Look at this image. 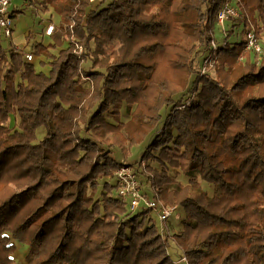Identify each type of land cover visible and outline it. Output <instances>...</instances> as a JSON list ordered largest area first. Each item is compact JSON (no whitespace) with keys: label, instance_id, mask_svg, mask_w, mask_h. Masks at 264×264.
<instances>
[{"label":"trees","instance_id":"obj_1","mask_svg":"<svg viewBox=\"0 0 264 264\" xmlns=\"http://www.w3.org/2000/svg\"><path fill=\"white\" fill-rule=\"evenodd\" d=\"M91 1L25 0L14 9L32 7L54 24L51 41L31 51L5 47L0 32V264H13L15 241L28 246L24 264H176L154 216L128 211L115 195L123 162L110 149L129 155L159 123L140 159L160 166L144 174L155 197L183 209L173 239L187 264H264V62L254 64L245 40L227 41L248 28L264 34V0ZM227 1L237 22L218 46L216 77L198 80L189 57L210 41ZM88 49L94 71L80 66ZM27 51L48 62L36 68ZM194 79L198 99L161 118L190 97ZM7 184L16 190L5 197Z\"/></svg>","mask_w":264,"mask_h":264},{"label":"rangeland","instance_id":"obj_2","mask_svg":"<svg viewBox=\"0 0 264 264\" xmlns=\"http://www.w3.org/2000/svg\"><path fill=\"white\" fill-rule=\"evenodd\" d=\"M108 1V0H107ZM105 4H100V6H104ZM92 6V3H91ZM44 16V18L48 17V14L44 13V15L40 13H35L34 9L32 7H27L26 9L23 10V12L17 13L16 16L13 18V35H12V39L11 38H6L5 36L2 35V43L5 47L10 46L11 44H14L13 42H18L20 40V38H22V36H24L25 38V50H32L33 49V43L34 42H42L44 44L50 42L48 38H45L42 36V34L39 33V30L41 28V25L44 23V19H41L40 16ZM40 20V21H39ZM51 20L54 22H57V16L55 13L52 14L51 16ZM234 22H237L234 21ZM233 22V23H234ZM40 25V26H39ZM221 24L220 23H215L214 28H213V37L216 40V44H222L224 41V35L223 32L221 30ZM239 25H235L232 26V30H241V27L238 28ZM226 28L227 25H226ZM264 30V29H263ZM31 32L33 34V37L30 39V41H28L26 39L27 34ZM233 32V31H232ZM240 34H235V33H231L229 35L228 33V38L227 41L232 44L233 42H240L244 39V33L239 32ZM212 38V37H211ZM13 41V42H12ZM122 41H116L113 45L107 46L105 48L106 52H110L111 50H113L114 48L119 47L120 45H122ZM209 42H205V43H196L195 44V48L194 50L191 52V55L189 57L190 59V74L189 76H191L192 74H196V59L197 57H200L199 55L205 54L207 53V55L211 54L212 58L214 59L213 61V65L212 67L209 68V71L206 74L201 75V78H215L216 77V62H217V58H216V52L218 50V46L217 48L214 50L211 49L210 46H208ZM66 45V44H65ZM246 45V44H245ZM23 45H21L22 47ZM93 49V46H91ZM245 50L246 47H245ZM75 52L77 54L83 53L84 52V47L82 45H76L75 46ZM92 51L88 49V55L90 53V56L87 55L83 57V61L81 62L80 66H82L83 70H93L92 66H91V59H92ZM91 58V59H90ZM201 58V57H200ZM241 59V56L239 57V60ZM245 60V58H244ZM243 60V61H244ZM252 60H254V64L256 66L260 65L262 62H264V56H263V60L257 64L255 62L254 56L252 57ZM46 61V59H45ZM242 61V60H241ZM34 62L36 63V66L39 67V60L34 59ZM43 69L46 66H42ZM49 67L47 66L44 71L48 72ZM39 70V69H38ZM94 71V70H93ZM86 74L82 73V75L80 76V80L83 81V79H87L88 80V85H86L87 87H89L92 90V87H94V81L92 79V77L89 76V78H86ZM197 79L199 80V77L197 75ZM197 79H194L193 82V88L190 91V101L195 102L198 99V93H197ZM92 86V87H91ZM176 99V98H175ZM179 101L175 100L172 101L170 104V108L167 107V110L164 111V109L160 110V114H162L161 118H166L169 114V112L173 109V107H177L180 108V106H182V104L180 105L178 103ZM186 107V106H185ZM167 114V115H166ZM166 115V116H165ZM165 116V117H164ZM129 117L128 112L125 109V106L122 107L121 109V120L122 121H126ZM109 120H112L111 118L107 117ZM160 118V120H161ZM159 126H161V123H159L158 126H156L155 131L150 132L145 139L137 144H134L129 151V155L127 154L128 151H126L125 153H121L120 149L117 147H112L110 150H112L111 154L112 157H114L116 159V161L118 162H123L120 166H118L114 172H113V176L116 170H118L120 167H133V169L138 173V178L141 182L142 185V189L143 190H148V192H150L152 195H154L147 178L144 176L145 172L147 171V166L149 165L151 168H157L158 170H160V166L156 161H147L145 159H140L141 158V154L144 151L145 147L147 146V144L150 142V140L152 139V137L154 135H156V130L159 131ZM38 138L42 136V133L44 132V128L43 127H39L38 129ZM155 132V133H154ZM84 135V134H83ZM85 136V135H84ZM128 155V156H127ZM140 161H143V163H141ZM165 170L167 171V173L172 176L173 178H175L176 180L180 181L182 184H186L187 183V176L182 173L179 169H174L172 167H166ZM112 182L111 179H108ZM115 180V179H114ZM201 186L211 195L212 194V187L211 184L205 182V181H201ZM14 190H16V187L13 184H7L3 187L2 191L4 196H8L9 194H11ZM155 196V195H154ZM159 200V199H158ZM163 203V202H162ZM164 206L171 208L172 206H167L163 203ZM127 206V205H126ZM128 208V207H127ZM175 210L172 213V215L170 216V218L167 221L168 224V228H169V233L172 234V236L167 235V250L170 254V256L172 257V259L175 261L176 264H187L186 259H183V254L182 251L179 249V247L177 246V244L175 243L176 241L173 239V234L175 232H177L179 230V225L181 224V219L184 217V212L183 209L179 206H175L174 207ZM129 211V209H128ZM142 211H149L150 210H142ZM151 213V212H150ZM152 214V213H151ZM153 215V214H152ZM154 216V215H153ZM154 218L156 219V226L157 228L160 230L161 227V222L157 219V217L154 216ZM15 245H16V249L15 252L13 254V264H24L25 263V255L27 253L28 250V246L24 243L15 241Z\"/></svg>","mask_w":264,"mask_h":264},{"label":"built area","instance_id":"obj_3","mask_svg":"<svg viewBox=\"0 0 264 264\" xmlns=\"http://www.w3.org/2000/svg\"><path fill=\"white\" fill-rule=\"evenodd\" d=\"M22 5L23 8L25 6V0H21V4L15 3V0H0V32L6 38L12 39L13 34V18L17 13L12 16V11ZM239 16L238 8L236 7L233 1H227L222 5V7L218 10L216 15V23H220L221 30L225 37L227 34V23H233L237 17ZM54 24L45 20L41 25V29L39 33L42 34L43 37L50 39V36L53 32ZM245 39V47L247 50L251 51L254 54V59L257 64H259L263 60V46H264V34H256L253 28H248L244 33ZM16 49H21L17 44H13ZM219 43L216 44L215 38H212L209 41L208 46L211 47L212 50L216 49ZM197 57L196 63V74L201 76L206 74L209 71V68L212 67L214 59L211 54L207 55V53L199 55ZM24 59L28 62H33L36 55L34 53L27 51L24 53ZM190 98H185L181 107H184L188 104ZM143 163V161H140ZM114 179L116 181V189L115 195L119 198L123 199L126 202L128 209L131 212H138L142 210H150V212L157 217V219L161 222L160 233L162 235H171L169 233V228L167 221L174 212V207H166L163 203L158 200L154 195H152L148 190H143L141 182L138 178V173L133 169V167H120L114 173ZM185 259V257H183Z\"/></svg>","mask_w":264,"mask_h":264},{"label":"crops","instance_id":"obj_4","mask_svg":"<svg viewBox=\"0 0 264 264\" xmlns=\"http://www.w3.org/2000/svg\"><path fill=\"white\" fill-rule=\"evenodd\" d=\"M110 0H92L91 1V3H92V6H91V3H90V8H95V7H97V6H100V4H105V3H108ZM15 3H17V4H21V0H15ZM23 8V6L22 5H20L18 8H17V10L18 9H22ZM40 26V25H39ZM41 29V28H40ZM13 33H14V31H13ZM13 35V34H12ZM49 41H51L50 39H49ZM13 42V41H12ZM14 44H17L19 47H21V45H23L24 46V44H25V38H24V36H22V38H20V40L18 41V42H13ZM35 59H37V60H42V61H44V62H48L47 60L45 61V58L44 57H42V56H36L35 57ZM34 62V61H33ZM35 63V62H34ZM36 64V63H35ZM48 65H46V67H47ZM45 67V68H46ZM36 68H37V66H36ZM44 68V69H45Z\"/></svg>","mask_w":264,"mask_h":264}]
</instances>
